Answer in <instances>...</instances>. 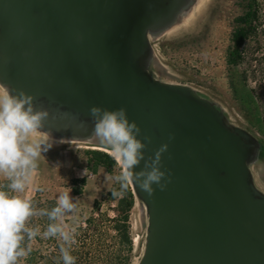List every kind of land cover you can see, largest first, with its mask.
<instances>
[{"label": "water", "instance_id": "obj_1", "mask_svg": "<svg viewBox=\"0 0 264 264\" xmlns=\"http://www.w3.org/2000/svg\"><path fill=\"white\" fill-rule=\"evenodd\" d=\"M179 2L0 0V83L50 112L44 131L87 137L92 107L125 108L146 157L169 145L167 189L153 185L149 197L132 185L148 215L138 264H264V194L250 167L258 141L148 68L149 35L171 25Z\"/></svg>", "mask_w": 264, "mask_h": 264}, {"label": "rangeland", "instance_id": "obj_2", "mask_svg": "<svg viewBox=\"0 0 264 264\" xmlns=\"http://www.w3.org/2000/svg\"><path fill=\"white\" fill-rule=\"evenodd\" d=\"M241 3L242 0H192L188 11L178 20H173L163 31L150 33L151 56L148 68L162 82L194 88L201 96L217 105L229 125L247 131L264 146V94L256 84L259 76L264 78V66L257 72L250 68L248 83L249 89L256 92V96L263 95L259 101L262 125L257 128L251 126L239 111L228 81L226 53L230 46L234 20L242 13ZM262 87L264 88V82ZM50 134L52 140L49 143L53 142V147L39 157L32 186L26 188L22 197L30 200L35 196L31 197L32 187L37 186V191L40 190L43 197L57 199L61 192L70 187L73 199L78 198L75 200L77 211L67 217L65 223L77 229L80 225H85L86 219L94 216L103 220L101 226L105 228L108 224L106 220L117 216L115 208L118 202H109L108 193L112 189L118 190L119 186L108 177L118 174L119 169L116 167L107 170L100 167L94 172L88 168L86 151L98 149L95 146L102 147L98 141L89 139L91 135L75 137L76 142L69 144L59 141L74 138ZM32 139L39 142L43 137L34 135ZM62 155H67L70 159L68 165L61 163ZM46 159L49 160L48 163L44 162ZM250 167L255 186L264 194V148L251 160ZM81 178L86 179V184L79 194H75L80 185L74 184V179ZM5 181L7 179L0 176V189ZM95 201L101 202L99 210L95 209ZM129 223L134 246L132 264H138L144 253L148 228L147 210L140 200L136 201L131 210ZM111 234L114 235L113 230ZM108 245L109 249L116 251V243L110 238Z\"/></svg>", "mask_w": 264, "mask_h": 264}, {"label": "clouds", "instance_id": "obj_3", "mask_svg": "<svg viewBox=\"0 0 264 264\" xmlns=\"http://www.w3.org/2000/svg\"><path fill=\"white\" fill-rule=\"evenodd\" d=\"M35 100L23 90H13L0 83V176L8 181L7 191L0 190V264H20L29 254L31 244L25 247V239L30 242L40 234L38 226H30L34 217H46L49 221L42 235L61 242L59 250L63 264H76V257L71 254L76 243V229L65 223V219L77 211L75 200L78 198L73 199L72 189L68 187L61 192L51 209H37L21 195L32 184L39 157L53 147V142L49 143L50 132L43 131L50 112L42 106L38 108ZM90 115L94 127L89 139L98 141L119 169L118 174L108 177L119 186L118 190L112 189L114 197L122 198L132 185L149 197L155 194L153 185L161 191L167 189L171 178L161 168L168 144L146 157L147 144L138 138L142 130L137 123L129 121L125 108L111 111L92 107ZM34 135L43 139L37 142L32 139ZM144 140L148 144L152 142L150 136H144ZM74 142L76 138L59 141ZM142 162L143 170L136 171ZM86 172L87 169L84 175Z\"/></svg>", "mask_w": 264, "mask_h": 264}, {"label": "trees", "instance_id": "obj_4", "mask_svg": "<svg viewBox=\"0 0 264 264\" xmlns=\"http://www.w3.org/2000/svg\"><path fill=\"white\" fill-rule=\"evenodd\" d=\"M242 13L234 20V27L230 38V46L226 53V65L228 67V81L233 100L239 111L247 121L257 128L262 125V112L259 101L262 96H256V92L250 90V68L255 72L264 66V0H242ZM247 65V67H245ZM254 66V67H253ZM261 93L264 94V78L259 76L256 81ZM264 146L258 142L254 149V156ZM88 156L87 166L94 172L100 167L107 170L116 168L115 161L108 152L90 149L86 151ZM5 181L0 190L7 191ZM74 184L80 185L75 190L79 194L86 184V179H74ZM76 186V185H75ZM137 200L141 199L132 186L122 198H116L112 191L108 193V201H117L115 208L117 216L107 219L108 224L103 228V220L94 216L86 219L85 225L76 229V243L72 246L71 254L76 257V264H132L133 239L130 235L129 217ZM29 201L37 209H51L55 206L56 198L43 197L38 190ZM95 209L99 210L101 202H94ZM107 218V217H106ZM49 221L46 217H34L30 226H38V234L30 242L27 238L24 246L31 244V251L22 258L20 264H63L60 257V241L57 238H44L42 233ZM114 231V235L111 234ZM108 238L116 243V251L109 249Z\"/></svg>", "mask_w": 264, "mask_h": 264}, {"label": "flooded vegetation", "instance_id": "obj_5", "mask_svg": "<svg viewBox=\"0 0 264 264\" xmlns=\"http://www.w3.org/2000/svg\"><path fill=\"white\" fill-rule=\"evenodd\" d=\"M191 2H192V0H180V2L178 4L177 11H176V13L174 15L173 20H178L181 17L182 14L187 12ZM92 131H93V129L90 130V132L87 135V137L92 135ZM81 136L83 137V135H78V134L70 135V137H72V138L81 137Z\"/></svg>", "mask_w": 264, "mask_h": 264}, {"label": "crops", "instance_id": "obj_6", "mask_svg": "<svg viewBox=\"0 0 264 264\" xmlns=\"http://www.w3.org/2000/svg\"><path fill=\"white\" fill-rule=\"evenodd\" d=\"M48 159H46V160H44V162H46V163H48L49 162V160L47 161ZM69 158H68V156L66 155V156H64V155H62L61 156V163H66V165H68L69 164ZM32 186V185H31ZM33 186H34V183H33ZM32 195H31V197L32 196H34L35 194H36V191H37V186H34V187H32Z\"/></svg>", "mask_w": 264, "mask_h": 264}, {"label": "bare ground", "instance_id": "obj_7", "mask_svg": "<svg viewBox=\"0 0 264 264\" xmlns=\"http://www.w3.org/2000/svg\"><path fill=\"white\" fill-rule=\"evenodd\" d=\"M91 148H93V147H91ZM95 148H98L97 150H102V151L108 152L105 148H102V147H96L95 146Z\"/></svg>", "mask_w": 264, "mask_h": 264}]
</instances>
